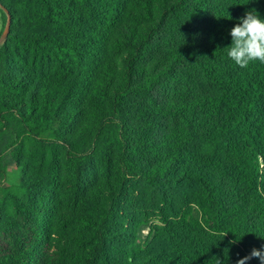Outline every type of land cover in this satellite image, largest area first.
Returning <instances> with one entry per match:
<instances>
[{"label":"trees","instance_id":"16d2710c","mask_svg":"<svg viewBox=\"0 0 264 264\" xmlns=\"http://www.w3.org/2000/svg\"><path fill=\"white\" fill-rule=\"evenodd\" d=\"M252 9L264 18V0H0V264L264 249V64L227 56Z\"/></svg>","mask_w":264,"mask_h":264},{"label":"clouds","instance_id":"9594fccd","mask_svg":"<svg viewBox=\"0 0 264 264\" xmlns=\"http://www.w3.org/2000/svg\"><path fill=\"white\" fill-rule=\"evenodd\" d=\"M230 36L231 45L227 47V56L236 65L247 68L255 61L264 64V18L255 9L240 18L230 30ZM253 258H258L260 264H264V249L253 248L248 255L238 259L236 264H247ZM216 264H221L218 258Z\"/></svg>","mask_w":264,"mask_h":264},{"label":"rangeland","instance_id":"374dc122","mask_svg":"<svg viewBox=\"0 0 264 264\" xmlns=\"http://www.w3.org/2000/svg\"><path fill=\"white\" fill-rule=\"evenodd\" d=\"M1 10H0V34L2 32V29H3V22H1ZM17 175H18V170L17 168L15 167V165L13 163L9 164V167H8V177H7V184L10 185V184H13L16 182L17 180ZM148 233V230L145 231V234Z\"/></svg>","mask_w":264,"mask_h":264},{"label":"water","instance_id":"95a60500","mask_svg":"<svg viewBox=\"0 0 264 264\" xmlns=\"http://www.w3.org/2000/svg\"><path fill=\"white\" fill-rule=\"evenodd\" d=\"M10 16L8 15V23L6 25V28L2 34V36L0 37V45L1 43L6 39V37L8 36V34L10 33V28H11V24H10Z\"/></svg>","mask_w":264,"mask_h":264},{"label":"crops","instance_id":"0c3cea01","mask_svg":"<svg viewBox=\"0 0 264 264\" xmlns=\"http://www.w3.org/2000/svg\"><path fill=\"white\" fill-rule=\"evenodd\" d=\"M1 15H2V16H1V20H2L1 22H3V14L1 13Z\"/></svg>","mask_w":264,"mask_h":264}]
</instances>
